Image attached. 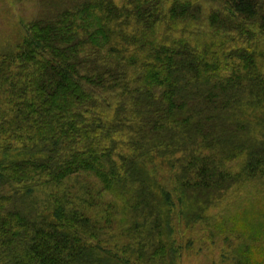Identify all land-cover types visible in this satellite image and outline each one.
I'll return each mask as SVG.
<instances>
[{"label": "trees", "instance_id": "16d2710c", "mask_svg": "<svg viewBox=\"0 0 264 264\" xmlns=\"http://www.w3.org/2000/svg\"><path fill=\"white\" fill-rule=\"evenodd\" d=\"M37 2L0 51V264H182L225 217L249 264L219 208L264 187V0Z\"/></svg>", "mask_w": 264, "mask_h": 264}, {"label": "rangeland", "instance_id": "374dc122", "mask_svg": "<svg viewBox=\"0 0 264 264\" xmlns=\"http://www.w3.org/2000/svg\"><path fill=\"white\" fill-rule=\"evenodd\" d=\"M37 0H0V51L12 49L21 37V24L32 18L39 10ZM247 192V193H246ZM264 187L258 182L247 184L246 187H237L233 191H228L225 196V203L219 208L223 215H233L235 207L246 206V213L249 220L241 218L238 225L243 231L250 234L249 243L252 247L249 251V261L251 264H264V206L255 199L262 196ZM247 197L248 201H240L238 198ZM246 203V204H245ZM219 221V218H218ZM196 231L190 237L192 246L186 249L180 260L182 264H236L235 256L238 251H242L247 245L241 243L240 249L236 250L238 243L237 233L232 232L230 227L233 224L225 217L224 220L210 225H196ZM179 231L187 230L179 227ZM176 236V234H175ZM188 234L181 236V241L188 238ZM177 238V237H176ZM249 263V264H250Z\"/></svg>", "mask_w": 264, "mask_h": 264}]
</instances>
